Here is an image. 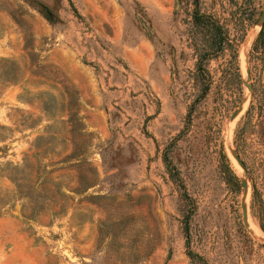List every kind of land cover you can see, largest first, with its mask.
Masks as SVG:
<instances>
[{
	"label": "rangeland",
	"instance_id": "rangeland-1",
	"mask_svg": "<svg viewBox=\"0 0 264 264\" xmlns=\"http://www.w3.org/2000/svg\"><path fill=\"white\" fill-rule=\"evenodd\" d=\"M196 1L232 44L200 73ZM263 19L0 0V264H264Z\"/></svg>",
	"mask_w": 264,
	"mask_h": 264
},
{
	"label": "trees",
	"instance_id": "trees-1",
	"mask_svg": "<svg viewBox=\"0 0 264 264\" xmlns=\"http://www.w3.org/2000/svg\"><path fill=\"white\" fill-rule=\"evenodd\" d=\"M178 2L180 0H177ZM196 2V8L192 12L191 17L195 28L193 46L198 55L196 65L198 73H200L204 70V63L212 54L232 44L228 39L224 27L210 15L200 13L198 1ZM252 49L254 52L259 51L264 56V19L253 42Z\"/></svg>",
	"mask_w": 264,
	"mask_h": 264
},
{
	"label": "bare ground",
	"instance_id": "bare-ground-1",
	"mask_svg": "<svg viewBox=\"0 0 264 264\" xmlns=\"http://www.w3.org/2000/svg\"><path fill=\"white\" fill-rule=\"evenodd\" d=\"M249 37V36H248ZM250 39V38H249ZM243 49V48H242ZM241 56L243 58V50L241 51ZM258 231V229H256Z\"/></svg>",
	"mask_w": 264,
	"mask_h": 264
},
{
	"label": "water",
	"instance_id": "water-1",
	"mask_svg": "<svg viewBox=\"0 0 264 264\" xmlns=\"http://www.w3.org/2000/svg\"><path fill=\"white\" fill-rule=\"evenodd\" d=\"M236 115V111L232 114V116L231 117H234Z\"/></svg>",
	"mask_w": 264,
	"mask_h": 264
}]
</instances>
